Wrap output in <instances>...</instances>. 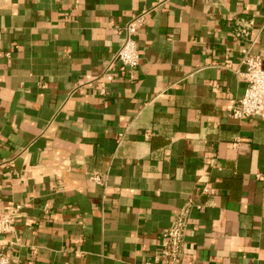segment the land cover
Wrapping results in <instances>:
<instances>
[{
	"label": "crops",
	"instance_id": "1",
	"mask_svg": "<svg viewBox=\"0 0 264 264\" xmlns=\"http://www.w3.org/2000/svg\"><path fill=\"white\" fill-rule=\"evenodd\" d=\"M140 12L138 66L107 70ZM245 48L264 0H0L10 264H161L184 207L183 264H264V122L230 114Z\"/></svg>",
	"mask_w": 264,
	"mask_h": 264
},
{
	"label": "built area",
	"instance_id": "2",
	"mask_svg": "<svg viewBox=\"0 0 264 264\" xmlns=\"http://www.w3.org/2000/svg\"><path fill=\"white\" fill-rule=\"evenodd\" d=\"M147 12H140L126 22L118 33L122 36V42L107 64V70L118 66L119 72L124 75L135 69L139 63L136 36L138 28L143 26ZM246 34L244 30H238L236 37ZM241 63L245 67L243 74L247 84L242 98L235 107L230 108L233 118L244 120L250 117H259L264 122V55H254L248 48L241 51ZM109 81L111 77H106ZM103 93V91H101ZM89 180L102 185L104 180L98 174H93ZM19 207L12 208L8 213L0 211V240L9 233L13 223V216ZM189 208H182L170 227L161 234V264H183L188 260L184 247V238L188 228ZM9 255L0 248V264H10Z\"/></svg>",
	"mask_w": 264,
	"mask_h": 264
}]
</instances>
